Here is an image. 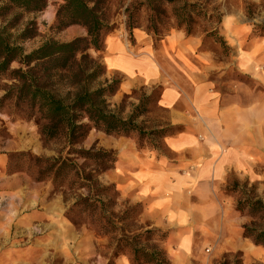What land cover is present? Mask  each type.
<instances>
[{"label": "rangeland", "instance_id": "374dc122", "mask_svg": "<svg viewBox=\"0 0 264 264\" xmlns=\"http://www.w3.org/2000/svg\"><path fill=\"white\" fill-rule=\"evenodd\" d=\"M92 1L101 23L99 40L97 50L89 46L83 54L100 66L93 85L108 90L111 87L107 98L110 110L123 119L140 114L137 124L142 132L117 137L92 129L73 147L62 139L45 140L33 120L17 115L14 101H2L12 81L0 77V264H132L126 239L146 231L152 233L139 239L140 247L163 251L168 264H264V246L244 236L245 227L253 234L264 231V150L255 154L252 175L229 172L219 191L224 201L223 219L208 218L205 225L198 224L194 214L184 221H176L175 215L163 216L161 199L135 189L136 176L151 165L157 167L152 169L154 175L163 176V160H183L186 171L187 160L198 155L191 150L177 154L166 142L168 137L187 129L176 124L162 102L163 40L172 34L183 33L200 40L197 56L188 62L199 64L204 71L201 76L207 77L219 93L237 92L248 107L254 101L263 104L264 129V0H186L216 15L210 22L202 18L192 24L191 36L173 19L178 6H161L166 12L164 17L169 19H163L167 23L165 30L162 22V26L157 25L159 32L154 33L149 23L152 11L148 0ZM66 5V0H29L24 4L2 0L0 35L20 47L24 55L48 42L64 44L89 39L85 26L71 22ZM111 38L127 44L130 58L156 60L157 76L161 79L118 69L109 57ZM21 68L25 69L21 60L9 65L10 71ZM182 106L181 111L186 108L185 103ZM190 122L192 126L194 120L190 118ZM216 139L219 142L207 135V149L216 142L227 143L223 135ZM91 149L113 154L117 159L114 168L95 173L93 163L78 158L72 151ZM205 153L210 155V150ZM20 154L27 156L18 157L9 168L10 156ZM28 155L75 158L84 174L91 172L95 176V182L91 188L78 189L76 185L55 191L50 179L38 181L26 172ZM88 195L106 203V210L99 215L114 225L109 227L114 234L99 236L89 222L76 227L66 216L80 197ZM188 198L187 193L177 196L176 208L188 206ZM76 217L84 219L79 212ZM170 218L173 220L164 227L163 220ZM198 225H203V230ZM237 231L240 235H235ZM187 235L191 236L190 245L185 246ZM120 240L121 253L113 259L116 241ZM237 245L240 248L234 250Z\"/></svg>", "mask_w": 264, "mask_h": 264}, {"label": "trees", "instance_id": "16d2710c", "mask_svg": "<svg viewBox=\"0 0 264 264\" xmlns=\"http://www.w3.org/2000/svg\"><path fill=\"white\" fill-rule=\"evenodd\" d=\"M2 1V0H0ZM18 4H24L29 0H12ZM65 9L71 13L73 24H82L87 28L89 39H77L70 43H45L38 50L24 55L23 50L0 35V77L9 78L12 85L2 101H14L15 112L21 118L33 120L38 127L40 135L45 140H64L73 147L86 137L92 130L101 131L109 136L129 137L142 130L137 124L140 114L133 113L129 118L123 119L121 115L110 110L108 96L112 90L102 85H93L98 78L100 66L94 60L83 54L89 46L97 50L101 23L97 18V10L92 0H66ZM152 14L149 23L153 32H159L157 25L166 27L167 15L162 9L163 4L178 6L175 9L173 19L180 28H185L187 35L191 36L192 24L202 18L212 21L214 14H209L199 4L189 3L186 0H148ZM95 7H91V5ZM169 19V17H168ZM167 22V21H166ZM214 33V32H213ZM81 57H79V55ZM21 60L25 69L9 70V65ZM35 63L34 66H31ZM109 92V93H108ZM1 101V103H2ZM156 132V131H155ZM152 132V134H156ZM78 158L93 163L95 173L106 172L113 169L117 159L113 154L105 151L91 149L72 150ZM70 154V153H69ZM26 154L10 156L9 168L14 161ZM30 166L26 167L32 177L38 181L50 179L55 191L63 188H91L95 182V176L91 172L84 174L75 158L58 156L56 158H36L28 155ZM28 168V169H27ZM71 177H74L73 179ZM98 188V187H97ZM105 202L97 200L95 196L80 197L67 211L66 216L76 226L83 222H89L91 228L99 236H110L109 227H113L107 218L99 214L104 212ZM104 208V209H103ZM79 212L83 218L76 217ZM87 224V223H85ZM250 228L245 227V238L255 241L257 245L264 246V231L251 233ZM152 231H146L141 235H134L126 239L129 246V254L132 256V264H168L165 253L156 249L140 247L139 239ZM163 237V235H162ZM123 240L116 241V247L112 258H117L122 248Z\"/></svg>", "mask_w": 264, "mask_h": 264}, {"label": "crops", "instance_id": "0c3cea01", "mask_svg": "<svg viewBox=\"0 0 264 264\" xmlns=\"http://www.w3.org/2000/svg\"><path fill=\"white\" fill-rule=\"evenodd\" d=\"M109 42V57L118 69L131 73L138 71L148 79H161L157 76L156 60H151L150 57L143 61L130 58L126 50L127 44L113 38ZM146 44L149 48L150 43L147 41ZM200 44L199 39L183 33L172 34L163 40V107L172 112L176 124L187 127L186 131L168 137L166 142L173 152L180 154L191 150L198 154L197 158L187 160L186 167L189 169L186 171L183 160H163V176L154 175L152 169L157 167L151 165L152 168L138 173L135 189L141 194H154V197L161 199L163 216L175 215L173 218L177 217L176 221L182 218L184 221L194 214L198 224L205 225V219H223L224 201L219 191L220 185L227 181L229 172L252 175L256 167L255 154L264 150V129L263 104L260 101H254L248 107L243 105L237 92L230 95L219 93L207 81V77L201 76L204 72L201 66L188 62L193 56H197ZM145 47L141 46V49L144 50ZM183 103L186 108L181 111ZM190 118L194 120L192 126ZM207 135H211L217 142V136L223 135L227 143L216 142L207 149ZM209 150L210 155L206 156L205 152ZM185 193L189 195V205H178L179 208H176L175 198ZM173 218L163 220V226ZM203 225H198V228L203 230ZM208 226L209 229L213 227L211 223ZM235 235L240 233L237 231ZM190 237L186 236L185 246L189 244ZM239 248L240 245L233 247L234 250Z\"/></svg>", "mask_w": 264, "mask_h": 264}]
</instances>
